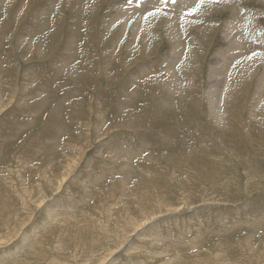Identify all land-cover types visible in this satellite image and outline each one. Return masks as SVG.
<instances>
[{
	"label": "rangeland",
	"instance_id": "374dc122",
	"mask_svg": "<svg viewBox=\"0 0 264 264\" xmlns=\"http://www.w3.org/2000/svg\"><path fill=\"white\" fill-rule=\"evenodd\" d=\"M191 2L0 0V264H264V0Z\"/></svg>",
	"mask_w": 264,
	"mask_h": 264
},
{
	"label": "snow or ice",
	"instance_id": "6c2138e0",
	"mask_svg": "<svg viewBox=\"0 0 264 264\" xmlns=\"http://www.w3.org/2000/svg\"><path fill=\"white\" fill-rule=\"evenodd\" d=\"M129 2H132V0H129ZM142 2V0H141ZM167 2V0H166ZM171 2L175 3L176 0H171ZM205 0H199V4H197V6L195 8L192 9L190 14H195V12L198 10L199 7H201L204 4ZM209 3L212 4H220L222 2V0H208Z\"/></svg>",
	"mask_w": 264,
	"mask_h": 264
},
{
	"label": "bare ground",
	"instance_id": "6f19581e",
	"mask_svg": "<svg viewBox=\"0 0 264 264\" xmlns=\"http://www.w3.org/2000/svg\"><path fill=\"white\" fill-rule=\"evenodd\" d=\"M180 1H181V0H180ZM188 1H190V0H188ZM191 1H193V0H191ZM191 1H190V3H192ZM144 2H145V1H144ZM149 2H150V1H149ZM149 2H148V3H149ZM196 2H197V0H196ZM177 3H178V2H177ZM190 3H189V4H190ZM194 3H195V2H194ZM146 4H147V3H146ZM151 4L154 5L155 3H151ZM175 4H176V3H175ZM189 4L187 3V1H185V2H180V3L176 4V7H177V8H180V7H182L183 5L186 6V5H189ZM192 5H193V4H192ZM154 6H155V5H154ZM190 6H191V4H190ZM145 7H147V6H145ZM149 7H150V6H149ZM151 7H152V6H151ZM139 9H140V8H139ZM135 10L138 11V12H144V11H147L148 9L146 8V9H143V10H141V11H140V10H137V9H135ZM182 10H183V9H182ZM137 18H138V17H137ZM233 36H234V35H233ZM262 37H264V36H262ZM236 39H237V38H236ZM263 39H264V38H263ZM237 41H238V39H237ZM220 85H222V84H220Z\"/></svg>",
	"mask_w": 264,
	"mask_h": 264
}]
</instances>
